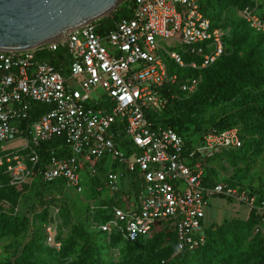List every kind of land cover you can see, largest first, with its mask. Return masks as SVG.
<instances>
[{"label": "built area", "instance_id": "obj_1", "mask_svg": "<svg viewBox=\"0 0 264 264\" xmlns=\"http://www.w3.org/2000/svg\"><path fill=\"white\" fill-rule=\"evenodd\" d=\"M132 1L133 16L113 27L97 19L34 49L0 51L1 173L19 189L35 177L54 184L60 201L108 192L106 212L94 220L100 233L136 242L171 225L177 250H196L207 242L211 198L264 212V199L248 186L210 175L213 159L242 146L237 127L187 138L154 119L198 91L227 32L202 0ZM243 12L264 31L257 12ZM44 49L62 53L38 59ZM33 102L50 108L33 116ZM51 140L45 162L40 150Z\"/></svg>", "mask_w": 264, "mask_h": 264}, {"label": "rangeland", "instance_id": "obj_2", "mask_svg": "<svg viewBox=\"0 0 264 264\" xmlns=\"http://www.w3.org/2000/svg\"><path fill=\"white\" fill-rule=\"evenodd\" d=\"M247 1L207 0L227 34L223 54L205 75L202 102L182 110L168 106L154 119L177 123L193 136L211 126L237 127L241 148L213 159L211 176L249 185L264 197V31L243 17L249 6L264 23V0ZM53 196L38 177L19 189L0 172V264H264V216L232 198H211L208 244L182 253L171 225L136 243L96 230L108 192L69 195L65 202ZM46 226L60 245L51 244Z\"/></svg>", "mask_w": 264, "mask_h": 264}, {"label": "water", "instance_id": "obj_3", "mask_svg": "<svg viewBox=\"0 0 264 264\" xmlns=\"http://www.w3.org/2000/svg\"><path fill=\"white\" fill-rule=\"evenodd\" d=\"M124 0H0V51L34 49L93 20Z\"/></svg>", "mask_w": 264, "mask_h": 264}, {"label": "trees", "instance_id": "obj_4", "mask_svg": "<svg viewBox=\"0 0 264 264\" xmlns=\"http://www.w3.org/2000/svg\"><path fill=\"white\" fill-rule=\"evenodd\" d=\"M238 1L241 2V3H243V5L246 4V2H248L247 0H238ZM202 6H203V9H204V12L206 13L207 16H209L212 19L214 25L221 26L220 24H218L211 17V15H210V9H209L210 8L209 2H207V0H202ZM133 12H134V2L132 0H126L125 3H124V5H122L120 8H118L116 10V12L113 14L112 17H110V18H103L101 21H102L103 24H105V25H107L109 27H113L116 21H119L122 18H130V17H132L133 16ZM61 53H62L61 50H59V51H57L55 53L54 52H51V51H48L46 49L39 50L38 53H37V58L38 59H41V60L42 59H52L53 60V56H55V54L56 55H60ZM212 67L213 66H210L209 68H207V69H205L203 71V79H202V82H201V84L199 86L198 91L195 94H193L192 96H190L188 98L182 99V100L173 101V102H171L169 104V106H172L173 109L176 108L178 110H182L184 108H191L194 104L199 103V102H202L201 100H198V95L200 94V92L202 90V86H203V82H204L205 75L210 71V69ZM32 106L34 107V109L37 110L36 112L32 113L33 116H35V113H44V112L48 111L49 108H50L46 104L40 103V102H33L32 103ZM163 124L165 126L174 127L181 135H183L184 137H187V138H192V137H195V136H201V135H203L206 131H208L212 127H216L218 129H225V128L233 127V125L232 126H226V127H222V126H211L206 131L200 132L198 135L193 136V135L185 134L184 131L182 130V128L180 127V125L177 124V123H165L164 122ZM56 142H57V140H51V141L44 142L42 144V147H41V150L40 151H41V154H42L43 159H44L45 162L48 161V159L50 158L49 157L50 156V151H51L52 147L56 144ZM240 148H238V149H240ZM238 149H232V150H229V151H226V152L237 151ZM1 170L2 169H0V172H1ZM210 175H211V173H210ZM213 180H214V178H213ZM43 183L46 184L49 188H52V186L54 185V184H49V183H45V182H43ZM231 184H237V183H231ZM245 186H248L252 190L253 193H256L254 188L250 187L249 185H245ZM256 194L258 195V193H256ZM65 195H66V197L69 196L68 194H65ZM258 198L259 199H264V197H260L259 195H258ZM65 201H67V200L65 199L63 202H65ZM110 204H111V202H110ZM252 212L254 214H256V215H262V216H264V212L263 211H260V210H257V209H252ZM210 228H211V224L206 229V233H207V242H206V244L204 246L196 249V250L202 249V248H204L208 244L209 229ZM174 234H175V232H174ZM175 236H176V234H175ZM113 237H119V236H113ZM140 240H138L136 242H139ZM136 242H128V243H136ZM196 250H184V251H181V252L182 253H186V252H192V251H196Z\"/></svg>", "mask_w": 264, "mask_h": 264}]
</instances>
